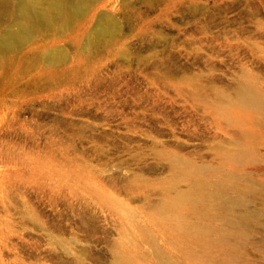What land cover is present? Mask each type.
Here are the masks:
<instances>
[{"label": "rangeland", "instance_id": "obj_1", "mask_svg": "<svg viewBox=\"0 0 264 264\" xmlns=\"http://www.w3.org/2000/svg\"><path fill=\"white\" fill-rule=\"evenodd\" d=\"M0 264H264V0H0Z\"/></svg>", "mask_w": 264, "mask_h": 264}]
</instances>
